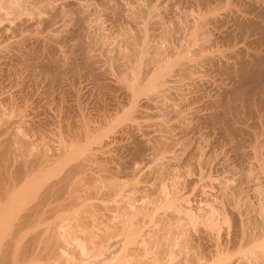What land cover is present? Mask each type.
Listing matches in <instances>:
<instances>
[{"label": "bare ground", "instance_id": "6f19581e", "mask_svg": "<svg viewBox=\"0 0 264 264\" xmlns=\"http://www.w3.org/2000/svg\"><path fill=\"white\" fill-rule=\"evenodd\" d=\"M86 1H88V0H86ZM90 1H92V0H89L86 3L82 0H81V2L77 1L75 3V7L73 5H71L74 7L71 9L70 7L65 8L64 5L67 4L66 0H0V9H3V11L5 10L6 13H8V12L9 13L10 12L15 13L16 16L14 15L11 18V20L14 19L15 17L19 16V14L22 13V11H25V9H27L28 11H31V16H33L37 22L38 19L40 20L41 17H43V16H41V14L43 12H48L49 9L51 11V8H52L53 12H51V13L58 14L60 16L61 22L63 21L62 22L63 24L61 25L62 27L65 24L67 25V23H66L67 21L73 20V22L75 21L74 24L79 25L78 29L77 28L76 29L78 30L79 33L82 31V33H81L82 36L86 30L87 31L89 30V29H87V27L88 28L91 27V26L89 27L90 22H88L89 21L88 17H87L88 21L86 20L87 15H90V13L91 14L94 13L95 14L94 17H97L96 14L98 13V16H99V14H102L103 17L104 16L108 17L110 19V21L113 23V26H115L112 28L113 29L112 32L114 31V33H115V34L113 33L114 38L112 37V39L113 40L115 39L116 45L117 44L119 45V46L113 47V48L118 47V48L114 49L117 52H116L115 56H113V57L109 56L108 60L109 59H111L112 61L114 60V62H115L114 68H116V66H117L119 69V70H117V71H119V75H117V76H118L119 80H121V87L125 89V94L121 95V96H124L126 98L124 105H128L127 106L128 108L125 111V113L123 114L121 120H131L135 116V113L139 109L137 107L139 104L138 99H139L140 94H146L148 97L145 96V99L146 100H152L153 97H149L150 94L152 93L151 96L155 95V94H157L155 96H158V92L160 93L162 90L164 91L166 88H168L166 85L167 84L169 85L170 83H172V81H173L172 77L173 76L176 77L175 75H177V76H179V77H177V78H179L178 80H180V78H182L181 80L184 79L185 82H187L190 79V82L194 83L193 81H195V80L192 81V79H193L194 75L197 76V74H195V73H198L199 77L197 76L198 78L197 77L195 78L196 81H198L197 79H199V78L201 79L200 76L203 74V73L200 74L199 72L205 71L204 74L206 73L207 75H204V76L202 75V77H203V79H205L207 81V84H209L210 83L209 80L211 79V77H209V75L212 74L211 72L216 71L218 73L217 78H219V79L213 78V79H215L214 84H216V86H215L216 88L214 87L215 91H214V88H213V90H212V88H210L214 85L212 82L210 83L211 85H209L210 87L207 84L205 85V86H208L209 90L211 89V92L214 91L213 93L210 94L211 97H207V100L205 101L206 104H202V106L205 105L204 110H206L205 111L206 113H204V111L201 110V109H203V107L202 108L198 107L199 110L202 111L201 113H203V114H200L198 112L197 108H196V110L191 111V112L188 111L187 113H186V110H187L186 109L184 112L186 114H179L177 112L181 116V117H179V115H178V117L181 118L182 121H184V120L186 121V116H188L190 114L189 116H191V118H193L192 116H194L196 118V120H199V119L202 120L203 119L202 122H204V119L207 118L208 121L205 119V122L207 121V122L214 124V125L217 124L219 126L218 127L219 133H221L222 135H225V137L228 138V141H231L230 137H232V135L234 136L235 133H238L239 131H242V133H243L244 127H241L242 125L237 126V124L229 123L228 121L230 120V118L232 119L233 117L238 118V116L239 117L241 116V118H242L243 114L240 115V112H242V110H244V108L242 110H240V106H239L240 103L245 105V107L248 109V112L250 114L251 113L253 114L254 108H256V106L252 105V104H254V100H253L252 95H255V97L257 96L259 98V100L262 99L261 97L263 96V102H264V0H257V2L259 1V3H257L258 5H256V6H255L256 2L252 4L251 0H189V2L190 1L193 3L196 2V3H198L197 5L200 6V8H199V6L197 7L199 9L196 8L198 10L196 12V15L194 14V17H191L192 21H190L189 18L186 19L187 13L184 16H183V13H180V15L182 14L181 16H183L185 19H183L179 14L178 15L174 14V15H177L178 18L180 16L181 19H180V21H178L179 20L178 19L177 23L175 21L176 26H173L172 29L169 28V26L165 25V22L164 23H161V21L157 22V20H155V19H154L155 22L151 21V20H153L154 17L157 18V16L160 15L159 12H157L158 13V15H157L156 10H155V7H156V9L160 8L159 5L158 6L156 5L158 2H160V0L158 2L156 0H154V2H153V0H134L133 1L134 3L131 1L133 4H130V5L128 4V3H131L130 1L129 2H123L122 0H120V1H122L121 3H114V1H113V3L115 4L114 5L113 3L110 4L108 0H100L101 4H99V6H98V3L96 4L93 0V2L98 7L94 3H93L94 5H93L92 2H90ZM100 1H99V3H100ZM117 1H119V0H117ZM126 1H128V0H126ZM161 1L163 3V0H161ZM252 1L254 2L256 0H252ZM25 2L26 3L28 2V4L25 5ZM100 5H101V7H100ZM191 5H192V3H191ZM67 6H69V5L67 4ZM195 6H196V4H195ZM186 8H187V6H186ZM164 9H166V7ZM185 9H184V11H185ZM190 9H193V8H190ZM167 11H165V12H167ZM170 11H171V9H170ZM189 11H191V10H189ZM173 12L175 13V11H173ZM0 13H1L0 14L1 19H2V16L6 17V15H5L6 13L2 14L1 11H0ZM86 13H87V15H86ZM190 14L193 15L192 12ZM54 16H52V17H54ZM169 16H170V14L168 15L167 18H169ZM30 17H28V18H30ZM66 17H68V19H66ZM49 18H50V16H49ZM176 18H174V19L176 20ZM8 19L10 20V18H8ZM15 19H17V18H15ZM30 19H32V21H33L32 17ZM95 19H97V18H94V20ZM174 19H172V20H174ZM182 19H183V21L185 20V22L181 21ZM55 20H56V18H55ZM64 20H65V22H64ZM90 20H92V19H90ZM186 20H188L190 23L188 24V21L186 23ZM1 21H0V23H1ZM13 21L14 20H12V22ZM150 21L154 22L157 25L156 26L157 30L158 29L160 30V31H158L157 34L159 37H161V38L163 37L162 39L164 41H165V38L167 36H169V32H171V30L175 31L176 33L179 29H180L179 31H181V32L183 31L181 37H180V35L179 36L177 35L178 41L180 40V42L177 41L176 44L175 43L172 44L171 43L172 41H171L170 43L169 42L167 43V45L169 44L168 46H166V47L162 46V42L160 43V40H159L161 38H159L157 36L158 39L155 40L156 37L154 38V36L152 35L153 33H151L152 32L151 27H149L150 25H148V23ZM25 22H29V21L26 20ZM93 22L91 24L94 25L95 22L94 23ZM170 22H173V21H170ZM125 23H128V25ZM8 26H9V24H8ZM110 27H111V24H110ZM62 29H64V27ZM83 29H85V31ZM35 30H36V28H35ZM18 32H19V30H18ZM86 34H84V35H86ZM87 35L89 36V33ZM173 35H171V36H173ZM164 36H166V37H164ZM175 36L173 37V39L174 38L176 39L177 36L176 37ZM46 37L48 39L50 38L49 41H52L53 40L52 37H54V36L52 33H50V34L46 35ZM91 37H92V35H91ZM29 38L32 39L33 37H29ZM47 38H45V39H47ZM95 38H97V37H95ZM169 38H170V36L168 37V39L166 38L167 41L169 40ZM36 39H37V37H36ZM86 39L88 40V38H86ZM91 39H92L91 40L92 42H95L93 40V38H91ZM173 39L171 38V40H173ZM175 39L173 41L177 40V39L176 40ZM87 40H85V41H87ZM117 40H118V42H120V44L117 42ZM22 41L26 43V41H28V40H26V41L22 40ZM31 41H33V40H31ZM49 41H47V42H49ZM45 42L46 41H44L43 43H45ZM99 42H101V41H99ZM113 42H111V43L114 44ZM32 43H34V41ZM84 43L81 42V40H80V44H79L78 49L83 50ZM90 43H89V45H90ZM164 43L166 45V42H164ZM164 43H163V45H164ZM45 44H43V45H45ZM48 44L49 43H47V45ZM26 45L27 44H24V46H26ZM28 45H27L26 49L28 48ZM85 45H86V43H85ZM38 46H40V44ZM77 46H76V48H77ZM34 47H36V46H34ZM44 48H47V46ZM48 48H49V46H48ZM33 49H35V48H33ZM37 50H39V49H37ZM40 50H41V47H40ZM111 50H113V49H111ZM224 50L226 52H224ZM29 51H30V49H29ZM35 52H37V51H35ZM29 53L27 55H31V53L30 54ZM38 53H37V55L41 54V53L40 54H38ZM113 54H114V52H113ZM22 55H23V52H22ZM32 56H34V55H32ZM9 59H10V57H9ZM52 60H53V58H52ZM55 60H56V58H55ZM83 60H84V58H83ZM44 65H46V64H44ZM26 66H28V65H26ZM47 68H48V66H47ZM54 68H56V67H54ZM207 72H209V73H207ZM216 72H215V74H216ZM56 73H57V71H56ZM56 73H54V74L56 75ZM54 74H53V76L55 77ZM215 74H212V76L213 75L215 76ZM50 75H52V74H50ZM219 75H221V77H219ZM206 76H207V78H204ZM222 76L225 79H223ZM221 78L223 80L228 81V82L222 81ZM119 80L117 79L116 82H118ZM196 81H195V83H196ZM201 81H204V80L201 79ZM206 81L200 82V84L203 83L201 85L198 83L199 87L202 86L201 90H203V88H204L203 86L206 83ZM211 81H213V80H211ZM174 82H175V80L173 81V83ZM187 83H185V84H187ZM195 83H194V85H195ZM119 84H120V81H119ZM189 84H191V83H189ZM108 85H110V84H108ZM186 86H188V85H186ZM195 87H197V84ZM199 90H200V88L199 89L196 88L197 92ZM201 90L199 91L198 94H201L200 96L202 97L204 94H203V92L201 93ZM204 93H205V91H204ZM197 98L201 99L199 96ZM258 98H256V99H258ZM202 99H203V97H202ZM259 102H258V104H259ZM118 104H119V102H118ZM206 105H207V107L209 106L207 108L208 111L206 109ZM251 106H252L253 111L251 110ZM253 106H254V108H253ZM190 107H191V104H190ZM242 107H244V106H242ZM263 107H264V103H263ZM121 108H122V105H121L120 109ZM176 109H175V113H176ZM179 109H181V108H179ZM191 109H192V107H191ZM257 111H255V112L257 113ZM243 112H245V111H243ZM263 112H264V110H263ZM246 114H247V112H246ZM260 114L258 116H260ZM255 115H257V114H255ZM263 115H264V113H263ZM21 118H22V116H21ZM191 118L189 117V119H187V120L190 121ZM241 118H239L238 120H240ZM258 119L260 120V118H258ZM21 121H23V120L20 119L19 122H21ZM243 121L246 122V120H244V119H243ZM17 122H18V120H17ZM202 122H200V123H202ZM259 122L262 123L261 120ZM123 123H125V121ZM182 123L180 125H182ZM186 123H184V124H186ZM197 123L199 124V122L196 121V123L193 122L192 124L186 125L185 127H184V125L180 126V128L183 127V130L181 129L183 133H181V134H188L189 135V133H190V135H191L192 133L195 132L194 134L198 135L196 131L198 130V127H200V125H198ZM235 123H238V122H235ZM241 123H242V121H241ZM263 123H264V121H263ZM202 124L205 127L204 123H202ZM251 124H252V122H251ZM124 125L122 124V126L124 128H128V129L129 128L132 129V127H133L129 122L128 123L126 122V124H124ZM244 125H246V124H244ZM207 126H208V128H210L209 125H207ZM259 126H261V125H259ZM6 127L8 128V126H6ZM85 127L88 128L89 126L84 125L83 128H80L78 130H77V128H75V130H72L73 129L72 128L71 129L72 134L70 133V131L68 132L70 134V136H68V139L60 143V145H59L60 147L57 148L58 153L55 152V156L53 154L52 156H50V158L47 154L46 155L48 156V158H46V156L44 157L43 152L41 151L40 153H42V154L40 155V153L38 152L37 155L33 159H31V158L29 160L24 159L25 157L23 156L24 157L23 158L22 154H23L26 142H25V140H23V139L21 140L20 138H19V141H18L19 144L17 145V147H11L10 145H6V146L0 148V264H42L44 259H45V261L47 260L46 262H48V264H123L124 263L123 262L124 257H126L127 254L130 255L131 251L129 252V250L131 248H134V246L140 244L141 242L142 243L144 242V244L147 242L148 243L150 242L153 244V245L151 244L153 246L152 247L151 245H149L147 243L149 245V248H147V249L144 248L145 247L144 245H143L144 247L142 245H140L144 249H146L145 250L146 252L150 249V247H151V249H153L156 244L161 245L160 247L158 245L156 246L157 248L155 247V249H157V250H158V248L160 249L158 251L157 250L151 251V249H150V251H149L150 252V258L147 257L149 260L151 259L150 260L151 262H149V260H147L150 264H161L159 258H161L163 255H165L168 258H169V256H171V254L173 256V253H176L172 248L173 245H175V246L178 245L179 252L183 253V257L181 259L184 260V264H264V148H263V157L261 156V158H263V162H262V164H263V170H262L263 171V195H262L263 198L261 197V194L259 195L263 200V202H262L263 204L261 203L263 205V209L261 206H258V209H257L258 211L256 214H255V212H256L255 207H254L255 210L253 212L254 214L250 213L249 212L250 210H248V212L250 213V215H249L250 218L254 215L253 216L254 219H252L253 218L252 217L251 221L256 220V218H258L257 214L259 216H261L263 214L261 217H259L260 219L258 218L256 221L251 222L250 218L247 217L248 216L247 215L248 212H247L246 217L249 218V221L245 220L246 217L243 218V216L245 214L240 215V213H239V211L241 210L240 206L238 207L239 210H238V208L236 209L237 204H234L235 205L234 207H235L236 211L237 210L238 211L236 212L235 209L230 211L231 208L229 207L230 208L229 209L227 206L229 205L232 207L233 203L238 201V200L236 201V199H238L239 198L238 196L241 194H239V192H236L237 190H235V192L238 193V196H237V194L233 191L234 190L233 189L232 190L233 195L236 194L237 197L231 196L232 199H228L229 196L232 194L231 193L232 191L229 189H232L231 187H233V186H231V185L228 186L227 181H225L227 183V184L225 183V185L221 186V184H218L219 186H221L220 188L218 185H216V186H218V189H220L218 191L215 188L217 190V193H219L218 194L219 197L217 196L216 192L213 193V195H216L217 197L212 195L214 199L220 198L221 201H219L220 199L218 200L220 203L216 201L217 199L213 200L212 197L210 199L209 196L205 199V196H204L203 198L205 200H207L206 203L209 201L210 202L207 205H206V203L205 204L204 203H202V204L198 203L197 207L195 208L196 212H193V211L189 212L193 208H190L191 206L188 205V203H186L185 201H184V203L182 202L184 200V199L182 200L183 196L180 197L181 195L178 194L179 193L178 191L175 194H174V192H172L173 193V195L171 194L172 197H169L170 193H168V190L166 191V190H164L163 187L158 186L159 192H156V193L158 194V196L160 195L159 200L158 199L156 200V198L158 197L157 196L155 198V201L151 202V205H150L151 207H149V204L148 205L147 204L142 205L143 203L141 204L142 205L141 207L140 206L136 207V205H134L136 208L134 210H133V208H134L133 204L130 207V204L127 202V204H129V206L128 205L127 206L130 207V209L131 208L132 209L131 210L130 209L124 210V211H127V212H125L126 214L124 213L126 216L122 217L121 219L118 217L119 221L117 220V223L113 222L110 224L112 227H114L113 228L114 230H111L112 227L109 225L111 227V229H110L108 224L106 223L107 227H108L107 229H110V230H105V229L101 230L102 229L101 228L100 231L98 230V233L101 231H103V232H101L102 234L99 233L100 234L99 235L98 233L97 234L95 233V232H97V230L95 232H94V230H93V232H90L91 231V229H90V231H89L90 234L85 233L86 235H84L83 234L84 230L82 231V229L80 230V228L77 227V228H79L78 233H79V231H82L80 233V235L81 234L84 235V238H83V239H85L84 241L87 242V239L89 241L88 246H86V244H85L86 248H83V249H85V250L88 249L89 251L86 250V252H89L90 255L87 257L84 254L85 252L84 253L82 252V255L84 254L85 257H81L82 258L81 259L80 256H78V255H77V257H76V255H75V257H74V255L69 256V253H70L69 252L68 256H65L64 252L62 253L59 250L61 248V246L62 247L64 246L61 244H63L65 242V240L72 241V239L75 238V237L72 238L73 233L68 232L67 226L70 225L72 227V224H73V226H75V225L80 226L82 224V226H84V229H86V227H88V225L92 224V223H90V224L83 225L84 222L81 223V221L82 220L85 221V219H86V221H88L87 219H88V217H90V216H88L85 219H83L84 218L83 216H86L83 214L87 213L88 207H87V204H85L86 200L84 201V204H83V202H80V201H78V199L73 197V195H74V194L72 195L73 191L70 189L72 187L71 182H72V184H74V181L77 178H79L77 176L80 175L79 171L81 168L84 167L83 164H87V163L93 161V159H95L98 156V154L101 153L100 151L102 149H105V147L108 146V144L110 143L107 140L109 137L108 131L111 128V126H110V128L107 127L108 129L105 128L103 131L101 130L102 132L97 131L96 134L94 133V131H96V130L93 131L91 129L93 132H89L90 131L89 130L90 127H89L87 129V130H89L88 132L94 133V135L88 134ZM262 127H264V124ZM113 129L114 128L112 127L110 130H113ZM246 129L247 128L244 129V132ZM253 129L256 130V128H253ZM207 130L205 128V131H207ZM248 130H250V129H248ZM123 131L125 133V129L120 130L121 133H123ZM263 131H264V129H263ZM177 133L175 135H177ZM179 133H180V131H179ZM221 134H218V135H221ZM230 134H231V136H230ZM239 134L240 133H238L237 135H239ZM172 135H174V133ZM188 135H185L184 138H186V136H188ZM235 136H236V134H235ZM260 136H262V135L260 134ZM119 137H121V135ZM155 137H153V138H155ZM116 138H117V135H116ZM174 138H177V137L174 136ZM191 138H193V137H191ZM236 138H238V137L236 136ZM236 138H234V139H236ZM17 139H15V140H17ZM155 139H157V137ZM159 139H157V141L152 139L155 141L156 145L155 146L152 145L153 147H150V148L151 149L153 148L154 150L156 149L155 152H157V150H159V151L161 149L163 150V148L160 149V147H164V150H166V148L168 149L169 147H165V146H171L170 144H172L171 142H173V140L170 139V137L168 139L167 138L165 139L166 143L162 140H159ZM177 139H179V138H177ZM183 139H181V140L185 141L184 145L187 144L186 140L185 139L183 140ZM196 139H197V137H196ZM163 140H164V138H163ZM166 140H168V141H166ZM169 140H172V141L169 142ZM181 140H179L180 143H182ZM197 140H199V138ZM233 140H232V142H233ZM82 141H83V143H82ZM146 141L148 142V140H146ZM146 141H145V143H147ZM154 141H152V143ZM192 141L193 140H191L189 142H192ZM195 141H193V142H195ZM134 143H136V142H134ZM177 143L179 144V142H177ZM188 144H190V143H188ZM202 144H203V142H202ZM204 144H206V143H204ZM232 144H234V145H230V146L228 145L227 146L228 148L225 150H232V151L237 150L238 151V149L241 147V145L239 143L235 144L233 142ZM256 144H258V143H256ZM134 145H133V147H134ZM187 145H185V146H187ZM138 146H137V148L135 147L136 149L134 151V153L137 156L141 155L142 154L141 151H143V149H144L142 147L143 145H141L139 147ZM149 146H151V145H149ZM149 146L145 147L144 150L148 149ZM172 146H174V145L172 144ZM190 146H192V145H190ZM130 147H131V145H130ZM178 147H180V146H178ZM187 147H185V149ZM192 147L195 149L194 145ZM242 147H244V145ZM256 147H258V145ZM263 147H264V132H263ZM193 148L188 147V149H192V150H193ZM198 148H199V146H198ZM198 148L195 150H197L198 154H200L201 151L199 152L200 148L199 149ZM106 149H108V148H106ZM254 149H256V148L254 147ZM36 150H38V149H36ZM108 150H103L102 154H104ZM133 150H134V148H133ZM97 152H98V154H97ZM257 152H254L252 154L254 155L256 153V157L257 156L260 157V155H258V154H261V153H257ZM128 153H129V151H128ZM183 153H184V150H183ZM181 154H179V156ZM187 154H189V153H187ZM190 154H192L191 151H190ZM34 155H35V153H34ZM132 155H133V152H132ZM184 155L186 156L185 153H184ZM242 155L243 154H241L240 156H242ZM80 156H81V158L83 157L84 162L80 161V159L78 161V157L80 158ZM164 156H165L164 160H170V159L174 158L171 155L165 154ZM176 156H175V158H177ZM188 156L189 155H187V157ZM193 156H195V155H193ZM193 156H191V157L193 158ZM199 157H200V155L196 156L195 160ZM254 157H255V155H254ZM76 159H77V162H75ZM107 159H109V158H107ZM120 159H122V158H120ZM234 159H235V157H234ZM56 161L60 162L59 165L61 164V162L64 163V165H63V163L61 164L64 166V167H61V169H60V167L58 168L59 165L54 164L55 166H57L56 167L57 172L59 170H64L61 173L59 171V174H62V173L63 174H62V176L57 177L54 180L52 179V181L48 179L49 180V182H48L47 178H49L51 176V173L49 176V172L48 173L46 172L47 174H44L43 173L44 171H42V170L44 168L47 169L48 168L47 166H49V164L51 165L52 163H54ZM197 161L198 162L194 161L195 163L194 162L193 163L194 164L197 163L196 165L198 166L199 160H197ZM257 161H259V160H257ZM117 162H119V161H117ZM108 163H109V161H108ZM190 163H191V161H190ZM65 164L67 167H65ZM119 165H120V163H119ZM187 165H188V163H187ZM102 167H101V169H99V171L101 174H103L104 172H105V174L100 175L98 173L99 176L95 175L97 173H95V174L92 173V175L89 174L90 175V176L88 175L89 176L88 177L89 182H87L88 181L87 178H85V179L82 178L83 175L81 174L82 175L81 178L84 180L83 181L84 184L85 183L91 184V185H87V188H88V186H90V189H91L96 184L100 185L102 182L101 183H98V182H100L101 180L104 181V180L108 179L107 178L108 176L110 177L112 175H115L114 173H116L115 171H117L116 170L117 167L116 168H113L112 166H110V167L102 166ZM157 168L160 170H157ZM157 168L154 169V171L156 170L155 174H157L156 176H158L160 179L162 177V173H163L164 169L161 165H157ZM85 169L87 170V168H85ZM85 169H84V171H85ZM161 169H163V170H161ZM138 170H139V168L137 169V171ZM183 170L184 171H182V173L185 172L187 169L184 168ZM56 171H54V172L57 173ZM81 173H83V171ZM188 173H189V170L186 171V173H184V176H189ZM152 174H154V173H152ZM186 174H188V175H186ZM52 175H53V173H52ZM93 175H95V176H93ZM172 175L173 176L175 175L174 172H172ZM46 176H47V178H46ZM115 176L118 177L117 175H115ZM129 176L131 177L132 175H129ZM75 177H77V178H75ZM198 177H200V175L197 176V178H196L197 180L200 179ZM111 178H109V179H111ZM112 179L115 180V177ZM196 179H194V180H196ZM187 180L189 181L190 178ZM79 181H81L80 178L77 182H79ZM77 182H75V184ZM111 182H110V185H111ZM45 183H46V185H45ZM218 183H220V182H218ZM221 183H222V181H221ZM84 184H82V185H84ZM175 184L176 183L174 182L173 183L174 188H175ZM222 184H224V183H222ZM99 185H96V186H99ZM122 186H123V184L121 185V183L119 184V183H113L112 182L111 187H113L112 188L113 190L112 189L111 190L114 192V189L117 190L119 187H122ZM76 188H78V187H76ZM95 188H98V187H95ZM233 188H236V187H233ZM83 189L85 190V187ZM174 190H176V188ZM213 190H214V188H213ZM226 190L227 191L229 190L230 193L227 192ZM86 191L87 190H85V192ZM75 192H76V190H75ZM81 192H82V190H81ZM170 192H171V190H170ZM80 194H82V193H80ZM80 194H78V196ZM61 195L67 196V197L63 196L62 198H64V197L65 198H68V197L71 198V199L68 198L66 201L64 198V201H60L63 203L65 202L63 205L64 209L66 211H68L67 209H69V211H72L71 214L69 213V211L66 213L65 210L63 209L64 211H62V215H61L60 212L63 208L62 207L63 203L60 204L58 201V199H59V197H61ZM87 195H88V193H87ZM201 198H202V196H201ZM203 198H202V200L204 201ZM208 198L210 199L209 201H208ZM257 199H259V198H257ZM56 200H57V203H56ZM82 200H83V197H82ZM211 200H212V202L216 201L217 203L213 202V204H214L213 205ZM222 200L225 202H223ZM239 200H240V198H239ZM54 201L56 203V205H54V206L58 207L57 204H59L62 208H60V206L58 208H54L53 206L51 207V205L55 204ZM226 201L229 202L230 204L231 203L232 204L231 205L229 203L227 204ZM230 201H234V202H230ZM255 202H256V200H255ZM203 204H204V206H203ZM222 204L223 205L226 204L227 206L226 205L223 206ZM84 205L87 207V209L85 208ZM246 205H244V206H246ZM252 205L249 204L248 206H252ZM48 206H50L49 210H48ZM52 208L54 209V211L52 210ZM59 208H60V211H59ZM81 208H83V209L85 208L86 211H85V209H84V212H83V210L81 211L80 210ZM121 208H125V207L123 206ZM149 208H151V209L153 208L154 212H155V210L160 211L159 216L157 217L158 220H156V222L159 221L158 223H161V225H162V227L159 226V224L156 225L157 227L154 226L153 229L158 228V226L161 228L155 229L151 232H150V228H148L149 230L145 231L143 229L144 228L143 226L141 227V225H138L141 220H139L140 218L139 219L137 218V216L141 217V214L139 212L142 211V213H144V212L146 213V211L149 210ZM249 209H252V208L249 207ZM261 209H262L263 213L259 212V210L261 211ZM55 210L57 211V213ZM89 210H90V208L88 209V215H89V213H91V212H89ZM144 210H146V211H144ZM46 211H49L51 213L50 216H49V212H47L48 215L45 214ZM51 211L54 212L55 216H53V213ZM79 211H81V213ZM242 211H240V212H242ZM58 212H59V214H58ZM259 213H261V214H259ZM69 214H70V216H69ZM226 214H229L230 216H227ZM255 215H256V217H255ZM51 216L54 219L57 216V219L62 220V221H63L62 216H64L65 221L68 222L67 220H69V222H68V224L66 223L65 224L66 226H65L64 225L65 221L64 222L58 221L59 223L60 222L62 223V225H61V223L59 224L58 222H56L57 219H55L53 221V223H56V224H53L51 222L53 224L52 225L53 227H52L51 223L48 221V218ZM59 216H60V218H59ZM66 216L69 219H66ZM120 217H121V214H120ZM228 217L232 220L229 221ZM45 219H47V220L44 221ZM243 219L245 220V222ZM178 220H183L184 222L179 221L180 222L179 223V222H177ZM226 220L230 223L226 222ZM91 221H92V218H91ZM137 221H138V224H136ZM45 222L46 223L49 222V224L48 223L46 224ZM196 222L198 223L197 227H196V225L195 226L192 225V227L190 226L191 224H194ZM222 222H223V225L221 224ZM224 222H225V224H224ZM86 223H89V222H86ZM226 223H228L229 225ZM231 223H234V224H231ZM246 223H248V224L246 225ZM106 224H104V225H106ZM112 224H114L115 226H113ZM230 224L231 225H237V227L234 226L233 232L230 231V233H229L228 231H226V230H228V227H226L224 225H228L230 228ZM43 225H47V226L43 227ZM49 225H50V227H49ZM136 225L140 226V227H137ZM186 225L190 226V230L188 229L189 227L187 228ZM198 225H200L201 227ZM82 226H81V228H83ZM94 226H95V224H94ZM238 226H240V227H238ZM193 227H194V229H195V227H196V229H198L197 232H199L200 235H203L206 238L207 237L210 238V239L208 238V240H210V242L208 240H206L207 243L209 242L208 244H210L209 245L210 247L206 246L208 244H205V245L203 244V246H201L202 248L204 246H206V247H204L203 250H205L207 248V251H206L207 253H205L201 248H200L201 252H199L200 251L199 248L196 249L197 251L194 250L195 252L193 251V249H191L192 247H194L193 245L195 242H193V241H195V240L198 241L197 236H196L197 238L195 237L196 239L194 238V236L197 235L198 233L196 234L195 231H194V234L191 233L192 238H190L191 235L188 234V233H190L189 231H191L193 229ZM224 227H226V228H224ZM231 228H232V226H231ZM222 229L223 230L225 229V230L223 231ZM88 230L89 229L87 228V231ZM173 230H175L176 232H174ZM219 230L223 231V232L220 233ZM229 230H231V229H229ZM159 231H161V232H159ZM225 231H226L225 234H227V232H228L229 236L231 235L230 238H229V236H226L227 238L224 236ZM85 232H86V230H85ZM89 232H87V233H89ZM146 232H147V235H149V237H147L145 235ZM156 232L157 233L159 232L160 234L158 233V235H157ZM149 233L152 234L151 237H150ZM174 233L175 234L177 233L178 235L176 236ZM74 234H75V236L77 235L76 233H74ZM155 234H156V236H155ZM221 234H223V236ZM80 235L78 237H80V239H82ZM173 235H175L176 237ZM153 236H154V238H152ZM113 237L114 238L118 237V238L116 240H113V241L111 240V243H110V238L112 239ZM204 237L203 238H201V236L199 237L200 238L199 241L196 242L198 246H199L200 240L202 242V239L203 240L206 239ZM151 238H152V240H151ZM193 238H194V240H192ZM191 242L193 244H191ZM201 242H200V244H202L204 241L202 243ZM154 243H155V245H154ZM162 243L165 244L164 245L165 248L163 247ZM83 245H80V247H82ZM111 245H114V246L118 245L119 248H117L115 251L111 250L110 253L108 252L109 254L107 253L106 255H104L105 254L104 252L106 251L105 248H108V247L110 248ZM197 245L194 248H197L198 247ZM166 246H167V248H166ZM168 247H170V248H168ZM78 253L80 254V251ZM74 254H75V252H74ZM102 254L104 255V256H102L103 258H99V256ZM175 256H176V254H175ZM90 257L91 258L93 257V260H91ZM163 257L161 259L162 261L164 259ZM83 258H85L86 260H84ZM147 261H145V262H147ZM137 263H139V262H137ZM145 264H147V263H145ZM162 264H165V263L162 262Z\"/></svg>", "mask_w": 264, "mask_h": 264}, {"label": "rangeland", "instance_id": "374dc122", "mask_svg": "<svg viewBox=\"0 0 264 264\" xmlns=\"http://www.w3.org/2000/svg\"><path fill=\"white\" fill-rule=\"evenodd\" d=\"M77 1L81 2V0H75V1L74 0H66L67 4L69 6H67V4L64 5V6H65V8H69L70 7L72 9V8L75 7V3ZM82 1H84L86 3L89 0L88 1L82 0ZM99 1L100 0H94V2L96 4L98 3V6H99V4H101V1H100V3H99ZM108 1L111 4V3H113V1H114V3H121L122 1L123 2H129V1L133 2L134 0H128V1H126V0H122V1H120V0L119 1H117V0H112V1L108 0ZM156 1L158 2L159 0H156ZM187 1L186 0H181V1L180 0H163V3H162V1L160 0V2L162 4L160 2H158V3L156 2L157 3L156 5L157 6L159 5L160 8L156 9V7H155V10H156V13L159 12L160 15L157 16L158 15V13H157L156 16H157L158 19L156 17H154L153 20H151V21L155 22V20H157V22H159V21H161V23L165 22V25L169 26V28H171V29L173 28V26H176V23L178 21H180L181 17L183 19H185L183 16L186 13H187L186 19L189 18V20L192 21L191 17H194V14L196 15V12L198 11L197 9H199L200 6L197 5L198 3H196V2L193 3L191 1L189 2V0H187ZM28 2L27 3L25 2V5H27ZM90 2H92V4L94 3L93 0L90 1ZM132 2L128 3V4L129 5L133 4L134 2L133 3ZM153 2H154V0H153ZM251 2H252V4L256 2L255 6L258 5L257 3H259V1L257 2V0L254 1V2L251 0ZM191 3H192V5H191ZM195 4H196V6H195ZM71 5H73L74 7L71 6ZM186 6H187L188 9L186 8ZM188 6L190 8H193V9H190ZM198 6H199V8H197ZM100 7H101V5H100ZM165 7H166V9H164ZM170 9H171L172 12L170 11ZM184 9H185V11H184ZM52 10L53 9L51 8V11L49 9L48 12H43L41 14V16H43L40 19L41 21L38 19L39 22L38 21L36 22L34 17L31 16V11H28L27 9H25V11H22V13H20L19 16L15 17L17 19H15V18L12 19V20H14L12 22L11 18L15 15V13H13V12L9 13L8 12L9 13L8 14V13H6L5 10L3 11V9H0L2 14L6 13L5 15L7 17L6 18L5 16H2V19L0 18L2 20V21L0 20L1 23H2V24L0 23V148L4 147L6 145H10L11 147H17V145L19 144L18 141H19V138H20L21 140L23 139L26 142L24 151L22 150L23 151L22 157L24 156L25 157V158L23 157L24 159H27V160H29L30 158L33 159L37 155V153L38 152L40 153L41 151L43 152V156L44 157L46 156V158H48V156H49V158H50V156H52L53 154L55 156V152L58 153V149L57 148L60 147L59 146L60 143L68 139V136H70V134L68 132L70 131V133L72 134V132H71L72 128H73L72 130H75V128H77V130H78L80 128H83L84 125L89 126L90 128L89 127L88 128H89L90 131L87 130L88 128H86V127H85V129L87 130V133L91 134V135L92 134L94 135V133L96 134L97 131H101V130L103 131L107 127L110 128V126H111V128L112 127L114 128L113 130H110L111 129L110 128L109 131H108V136L109 137H108L107 141L110 142L108 144V146H106L105 149H102L100 151L101 153L98 154V152H97L98 156L97 155H96L97 157L95 156L96 158L93 159L94 162L91 161V162H89L87 164H83L84 167L81 168L82 170L80 169V171H79L80 175L78 174L79 176H77V177L80 178L81 181L77 182L79 180V178L75 177L77 179L74 181V184H72V182H71V186L72 187L70 186L71 187L70 189L73 191V193H72V195L74 194L73 197L78 199V201L83 202V204H84V201L86 200L85 204H87L88 209L90 208L89 212H91L88 215V209L84 205L85 208L87 209V213L86 214L82 213L83 215H86V216L82 215L84 217L83 219H85L88 216H90V217H88V219H87L88 221H86V219H85V221L89 222V223H86L84 220H82L81 223L84 222L83 225L90 224V223H92V224L88 225V227H86V229H84V226H82V224L80 226H76V225L73 226V224H72V227L70 225L67 226L68 228L66 227L69 233H71V232L73 233L72 238L73 237H75V238H73L72 241L65 240V242L63 241L64 243L62 242L63 244H61V245H64V246L63 247L61 246V248L59 250L62 253L64 252L65 256H68V253L72 252L73 254L69 253V256L74 255V257H75V255H76V257H77V255H78L81 258V257H85V255H86L88 257L90 254H89V252H86V250L87 251H89V250L88 249L85 250L83 248H86V246H88V244H89L88 242L89 241H88V239H87V242L84 241L85 240V239H83L84 235L90 234V232H93V230H94V232L97 230V232H95L97 234L98 230L100 231L101 228H102L101 230H104V229L105 230H110L111 227H112L110 224L113 223V222L117 223V220L119 218L121 219L122 217L126 216L125 212H127V211H124V210L130 209L132 204H133V207H134L133 210L136 209L134 205H136V207H139V206L141 207L142 205H145V204L148 205L149 204V207H151L150 206L151 202L155 201V198L158 196V194L156 193V192H159L158 191V186L163 187L164 190H166V191L168 190V193H170L169 197H172V195H173L172 192H174V194H175L178 191L179 192L178 194L181 195L180 197L183 196L182 200L183 199L184 200L182 202L184 203V201H185L186 203H188V205L191 206V207L189 206L190 208H193L189 212H192V211L196 212L195 208L197 207L198 203L199 204H202V203L205 204L206 201H207L205 199L208 196H209L210 199H211V197H212L213 200L217 199L216 200L217 202L221 201L220 198H219L220 200L218 198L214 199L213 196H216V195H213V193L216 192V194L218 196L219 193H217V190L218 191L220 190V189H218V186H219L218 184H221V186H222V185H225V183H226L225 181H227L228 186L231 185L233 187H236V188L231 187L232 189H229V190L232 191L234 189L233 190L234 192H235V190H237L236 192H239V194L242 195V196L241 195L238 196V193L235 192L237 194V196L240 198V200H239V198L238 199L235 198L236 201L238 200L237 201L238 203L234 202V201H230V202H234L232 207L229 206V205L227 206L226 204H224L228 208L229 207L231 208V209L229 208L230 211L235 209V207H234L235 205L234 204H237L236 209L240 206V208H241L240 211L243 210L242 211L243 213L239 211L240 215L245 214L243 216V218H245L247 215H248L247 217L250 218L249 215H250V213L254 214L253 212H254L255 208H256L255 214L258 211L257 210L258 206H261L262 209H263V205H262L263 204L262 203L263 202V200H262V198H263V196H262L263 195V171H262L263 170V164H262L263 158H261V156L263 157V148H264L263 147V132H264L263 129H264V127H262L263 124H264L263 123V121H264L263 120L264 119L263 118L264 117V115H263V113H264L263 112V110H264L263 109L264 108L263 107V103H264L263 102V96L261 97L262 99L259 100V98L257 96L255 97V95H252L253 96V100H254V104H252V105L256 106V108H254V106H253L254 111H253L252 106H251V110L253 111V114L252 113L250 114L248 112V109L245 107V105L240 103L242 106H244V107H242L239 104L240 110H242L244 108V110H242V112H240V115L243 114L242 118H241V116L240 117L238 116V118L235 117L236 119L233 117L232 119L230 118L231 121L229 120L228 122L229 123H233V124H237V126H241L242 125L241 127H244V129L245 128H247V129L245 130V132H244V129H243V133H242V131H239L238 132V133H240L239 135H237L238 133H235L238 138H236L235 134H234V136L232 135V137H230L231 141H228V138L225 137V135H222L221 133H219V131H218V127L219 126L217 124L214 125V124H211V123L207 122L208 121L207 118H205L207 120L206 122H205V119H204V122H202L203 119L202 120L201 119L196 120V118L194 116H192L194 118L193 119V118H191V116H189L190 115L189 113H188L189 114L188 116L191 118L190 121L187 120V119H189L188 116H186V121L184 120L185 122L182 121L181 118H179V117H181L179 114H186L188 111L191 112V111L196 110V108L198 109V112L200 114H203V113H201L202 112L201 110H203L204 113H206L205 112L206 110H204L205 109V107H204L205 105L202 106V104H206L205 101L207 100V97H211L210 94L215 91L216 84H214L215 79H213V78H217V74L218 73L216 71H215L216 74H215V72H211L212 74H215V76L213 75L214 77L212 76V74L211 75L208 74L209 77H211V79L209 80L210 83L212 82L214 84L212 87H210L209 85H211V84L209 82H208L209 84H207V81L205 79H203V77H202V75L203 76L207 75L206 73L204 74L205 71L199 72L200 74L203 73L200 76L201 79L206 81V83L203 86L204 87L203 90H201L202 86L199 87L198 83L200 84V82H204V81H201V79L199 78V79H197L198 81L200 80L198 82L195 79L198 76V73H195V74H197V76L194 75V77L192 79V81L193 80L196 81V83H195V81H193L195 83V85H194V83L190 82V79L188 81L186 80L188 82L187 83V82H185L184 79H183L184 81L181 80L182 78H180V80H178L179 78H177V77H179V76H177V75H175L176 77L173 76L172 78H173V81L175 80V82L173 83V81H172V83H170L169 85L167 84L166 86L168 88H166L164 91L162 90L160 93L158 92V96H155V95H157L155 93H154L155 95L151 96V94H152L151 93L149 97H153L152 100H146L145 96L146 97H148V96L146 94H140L139 95V99H138L139 100V102H138L139 104H138V107H137L139 109L135 113V116L131 120H121L123 114L125 113V111L128 108L127 107L128 105H124V102L126 101L125 100L126 98L124 96H121V95L125 94V89L121 87V80H119V78L117 76V75H119V71H117L119 69H118L117 66H116L117 69L114 68L115 67L114 60L113 61L111 59L108 60L109 56L113 57V56H115V54L117 52L114 49H116L118 47H116V48H113V47L114 46H119L118 44L116 45V40L114 39L115 40L114 41L112 39V37L114 38V35H113L114 31L112 32V30H113L112 28L115 27V26H113V23L110 21V19L108 17H106V16L103 17L102 14H99V16L101 17L100 18L98 16V13L96 14L97 17H94L95 14L93 12H92L93 14L90 13V15H87V13H86V15H87L86 16V20H87V17H88L89 21L88 20L87 21L90 22L89 23L90 24L89 27L90 26L91 27L90 28L87 27V29H89V30L88 31L86 30L89 33V36L87 35L88 33L85 31L86 28L83 29V30L87 34L83 31L84 33H83V36H82V34H81L82 31L79 33L78 30H77L79 25L74 24L75 21L73 22V20L72 21H67L66 23H67V25L68 24L69 25L67 26L65 24L63 26L64 29H62L63 27L61 25L63 24L62 23L63 21L61 22L60 16L58 14L51 13V12H53ZM189 10H191V11H189ZM165 11H167V12H165ZM173 11H175V13ZM191 12H192L193 15L190 14ZM180 13H183V16H181L182 14L180 15ZM169 14H170V16H169V18H167ZM174 14H177V15L179 14L181 17L179 16V18H178L177 15H174ZM30 16L33 18L34 22L32 21V19H30L31 18ZM49 16H50V18H49ZM52 16H54V17H52ZM28 17H30V18H28ZM8 18H10V20ZM55 18H56V20H55ZM94 18H97L98 20L97 19L94 20ZM174 18H176V20ZM66 19H68V17H66ZM90 19H92L95 23L92 20H90ZM172 19H174V20H172ZM183 19L181 21H183ZM26 20L29 21L30 23L29 22H25ZM91 21L94 23V25L91 24L92 23ZM151 21L148 23V25H150L149 27H151V31H152L151 33H153L152 35L154 36V38L156 37L155 40H157L158 37H159L157 33L160 30L159 29L157 30V28H156L157 25L154 22H151ZM170 21H173V22H170ZM175 21H176V23H175ZM187 21L188 20H186V23H187ZM64 22H65V20H64ZM183 22H185V20ZM189 23L190 22L188 21V24ZM8 24H9V26H8ZM110 24H111V27H110ZM125 24L128 25V23H125ZM35 28H36V30H35ZM18 30H19V32H18ZM172 31L173 30H171V32H169L170 38H169L168 41H167V39H168L169 36H167V37L164 36V37L167 38V39L165 38V41L162 39L163 37L162 38L159 37V38H161L159 40H160V43L162 42V46H165V47L168 46L169 44L167 45V43L168 42L170 43L171 41H172L171 42L172 44H174V43L176 44L177 41H178V36L180 35V37H181V35L183 33V31L182 32L179 31L181 34L177 31V33H178L177 34L175 31H173V32ZM47 33L48 34H50V33L53 34L54 37H52V39H53L52 41H49L50 38L48 39L46 37V35H48ZM84 34H86V35H84ZM90 34L92 35V37H91ZM171 35H173V36H171ZM175 35L176 36L178 35V36L176 37ZM174 36L177 39L176 40L174 38L176 41H173L174 40L173 39ZM29 37H33V38L30 39ZM36 37H37V39H36ZM95 37H97V38H95ZM45 38H47L48 40L45 39ZM86 38H88V40ZM91 38H93V40L96 43L92 42ZM171 38L173 40H171ZM22 40H25V41L28 40V41H26V43H25ZM31 40H33L34 43H32L33 41H31ZM80 40H81V42H83V43L85 42L86 43V45L84 43L85 46L83 45V47H84L83 50L78 49L79 48V44H80ZM85 40H87V41H85ZM44 41H46L45 42L46 44L43 43ZM47 41H49V42H47ZM99 41H101V42H99ZM111 42H113L115 45L112 44ZM117 42H118V40H117ZM164 42H166V45H165ZM178 42H180V40ZM23 43L27 44V45L29 44L31 47L28 45V48L26 49L27 45L24 46ZM38 43L40 44V46H38L39 45ZM47 43H49V44L47 45ZM89 43H90V45H89ZM118 43L120 44V42H118ZM163 43H164V45H163ZM43 44H45V45H43ZM34 46H36V47H34ZM43 46L44 47L47 46V48H44ZM48 46H49V48H48ZM76 46H77V48H76ZM40 47H41V50H40ZM33 48H35V49H33ZM29 49H30V51H29ZM37 49H39V50H37ZM111 49H113V50H111ZM35 51H37V52H35ZM22 52H23V55H22ZM29 52L31 53V55H27ZM113 52H114V54H113ZM224 52H226V51L224 50ZM37 53L38 54L41 53V54L37 55ZM32 55H34V56H32ZM9 57H10V59H9ZM52 58H53V60H52ZM55 58H56V60H55ZM83 58H84L85 61L83 60ZM44 64H46V65H44ZM26 65H28V66H26ZM47 66H48V68H47ZM53 66L56 67L57 69L54 68ZM56 71H57V73H56ZM53 72L56 73V75L57 74L58 75L56 76ZM207 73H209V72H207ZM50 74H52V75H50ZM53 74L55 75V77L53 76ZM219 77H221V75H219ZM204 78H207V76L204 77ZM222 78L225 79L223 76H222ZM117 79L120 81V84H119V81L116 82ZM217 79H219V78H217ZM223 79H222V81L225 82L226 80H223ZM211 80H213V81H211ZM226 82H228V81H226ZM185 83H187V84H185ZM189 83H191V84H189ZM108 84H110V85H108ZM196 84H197V87H195ZM201 84H203V83H201ZM206 84L210 88H212V90L215 87L214 91L211 92V89L209 90L208 86H205ZM186 85H188V86H186ZM196 88H198V89L200 88L201 93L203 92V94H204V95L202 94L203 95L202 96L203 99L200 96L201 94H198L200 90L197 92ZM204 91H205V93H204ZM198 96L201 99H198L197 98ZM256 98H258V99H256ZM118 102H119V104H118ZM258 102H259V104H258ZM190 104H191V107H192L193 110L191 109ZM121 105H122V108L120 109ZM198 107H201V108L203 107V109L199 110ZM208 107L206 105V109ZM179 108H181V109H179ZM175 109H176V113H175ZM185 110H186V113H184ZM207 111H208V109H207ZM243 111H245V112H243ZM255 111H257V113ZM246 112H247V114H246ZM254 113L257 114V115H255ZM259 114H260V116H258ZM178 115H179V117H178ZM21 116H22V118H21ZM239 118H241V119L238 120ZM258 118H260L262 123L259 122L260 120ZM20 119H22L23 121L19 122ZM243 119L246 120V122L243 121ZM17 120H18L19 123L17 122ZM124 121H125V123H123ZM192 121L194 123H196V121L199 122V124L198 123L197 124L200 125V127H198V130L196 132H197V134L200 137L198 135H195L194 134L195 132L192 133L191 135H190V133H189V135L188 134H181V133H183L182 132L183 127L180 128V126L184 125V127H185L186 125L192 124L193 123ZM241 121H242V123H241ZM126 122L127 123L129 122L133 126L132 129L124 128L122 126V124L124 125V124H126ZM200 122L204 123L205 127ZM235 122H238V123H235ZM251 122H252V124H251ZM181 123H182V125H180ZM184 123H186V124H184ZM244 124H246V125H244ZM207 125H209V127L211 129L208 128ZM259 125H261V126H259ZM6 126H8V128ZM123 128L125 129V133H124V131H123V133L120 132V130H124ZM205 128H206V130L208 129L207 130L208 132L205 131ZM253 128H256V130H254ZM91 129L93 131L94 130H96V131H94V133H89V132H93ZM248 129H250V130H248ZM179 131H180V133H179ZM173 133H174V135H172ZM176 133H177L178 136L175 135ZM217 133L221 134V135H218ZM119 134L121 135V137H119L120 136ZM260 134L262 136H260ZM116 135H117V138H116ZM185 135H188V136H186V138H184ZM155 136L157 137V139L160 138L159 140H162L164 142H165L166 138L168 139L170 137V139L173 140V142H171V143L174 146L176 144L177 145L175 147L172 146V144H170L171 146H165V147H169L168 149L166 148V150H164V147H160V149L163 148V150L161 149L160 151L157 150V152H155L156 149L154 150L153 148L152 149L150 148V147H153V146L156 145L155 141H157V139H155L156 138ZM174 136L179 138V139L174 138ZM190 136L193 137L194 139L191 138ZM230 136H231V134H230ZM153 137H155V138H153ZM162 137L164 138V140H163ZM196 137H197V139L199 138V140H197ZM183 138L186 140L187 144L190 143L188 145L185 144L189 148H193L192 146L194 145L195 149H197L198 146H199L200 149L199 148L198 149H199V152L201 151L200 154H198V151L195 150L194 148H193V150L192 149H188V147L184 145L185 141L181 140ZM234 138H236V139H234ZM15 139H17V140H15ZM152 139H154L155 141L152 140ZM146 140H148V142ZM172 140H169V142L172 141ZM179 140H181L182 143H180ZM191 140H193V141L196 140V141L195 142H193V141L189 142ZM232 140H233V142L235 144L239 143L241 145V147L238 149V151L237 150H233V151L232 150H225V149L228 148L227 147L228 145L229 146L230 145H234V144H232L233 143ZM83 141H82V143H83ZM133 141L136 142V143H134ZM145 141L147 143H145ZM152 141H154V142L152 143ZM166 141H168V140H166ZM176 141L179 142V144ZM202 142H203V144H202ZM204 143H206V144H204ZM256 143H258V144H256ZM148 144L151 145V146H149ZM130 145H131V147H130ZM133 145H134V147H133ZM138 145L139 146L143 145L142 147L144 149H145V147H148V146H149V148L146 149V150L143 149V151H141L142 154L137 156L134 153V151H135V149L137 148ZM190 145H192V146H190ZM243 145H244V147H242ZM257 145H258V147H256ZM178 146H180V147H178ZM185 147H187V148L185 149ZM254 147L256 149H254ZM106 148H108L110 151L108 149H106ZM133 148H134V150H133ZM36 149H38V150H36ZM103 150H108L109 152L108 151L105 152L104 153L105 155H104V154H102ZM183 150H184V153L186 154V156L184 155ZM128 151H129V153H128ZM190 151H191L192 154H190ZM33 152L35 153V155H34ZM132 152H133V155H132ZM254 152L261 153V154H258V155H260V157L259 156L256 157V153L254 154L255 155V157H254V155L252 154ZM187 153H189V154H187ZM41 154L42 153H40V155ZM165 154L166 155H171L174 158L170 159V160H164L165 159V156H164ZM179 154H181L180 155L181 157L179 156ZM241 154H243L244 156L243 155L240 156ZM187 155H189L188 156L189 158L187 157ZM193 155H195V156H193ZM198 155H200V157L195 160L196 156H198ZM175 156L177 158H175ZM191 156H193V158ZM119 157L122 158V159H120ZM183 157L184 158L186 157V158L184 159ZM234 157H235V159H234ZM107 158H109V159H107ZM79 159H80V161H83V157L81 158V156H80V158L78 157V161H79ZM256 159L259 160V161H257ZM116 160L119 161V162H117ZM189 160L191 161V163H190ZM197 160H199V165L198 166L196 165L197 163L194 164L195 162H198ZM108 161H109V163H108ZM75 162H77V159L75 160ZM59 163L60 162L56 161V162L52 163L51 165L49 164V166H47L48 167L47 169L44 168L46 171L44 169L42 170V171H44L43 172L44 174H47L49 172V176H50V173H51V176L49 178H47V176H46L47 180L49 179V180L52 181V179L54 180L57 177L62 176L63 173L59 174V171L61 173L64 170H59L58 169L59 171L58 172L56 171L57 170L56 169L57 166H55V165H59ZM62 163L63 162H61V164ZM119 163H120V165H119ZM187 163H188V165H187ZM60 165L58 166V168L60 167V169H61V167H64L63 166L64 163H63V165H61V166ZM157 165H161L163 167V169H164V170L161 169V170H163V173H162V177L160 179H159L158 176H156L157 174H155L156 170L154 171V169L157 168ZM102 166H104V167L105 166L106 167L112 166L113 168L117 167L116 168L117 171H115L116 173H114V174L117 175L118 177H116L115 175H112L110 177L108 176L107 177L108 179H106L104 181L101 180L100 182H98V183L102 182L100 185L96 184V185H99V186H96V185L93 186L92 185L94 188L92 187L90 189V186H88V188H87V185H91V184H86V183L84 184V182H83L84 180L82 178H84V179L87 178L88 179V177L90 175H92V173L93 174L97 173L95 175H98V176H99V174L100 175L105 174V172L104 173L102 172L103 174H101L100 171H99V169H101ZM65 167H67L66 164H65ZM85 168H87V170ZM138 168H139V170H138L139 172L137 171ZM158 168H157V170H160ZM184 168L187 169L186 171L189 170V173H188L189 176H184V173H186V171L182 173V171H184L183 170ZM84 169H85V171H84ZM54 171H56L57 173H55ZM82 171H83V173H81ZM172 172H174V174H175L174 176L172 175ZM52 173H53V175H52ZM152 173H154L155 175L152 174ZM188 174H186V175H188ZM95 175H93V176H95ZM129 175H132V176L130 177ZM199 175H200V177H198V178H200V179L197 180L196 178ZM81 176H82V178H81ZM111 177L112 178L115 177V180L112 179ZM109 178H111V179H109ZM189 178H190V180L188 181L187 179H189ZM194 179H196V180H194ZM49 180H48V182H49ZM111 181L113 183H119V184L121 183V185L123 184V186L119 187L117 190L114 189V192H113L112 191L113 187H111V185H112ZM173 181L176 183L175 184L176 190H174L175 188L173 187L174 186L173 185V183H174ZM221 181L224 184H222ZM75 182H77L78 184L77 183L75 184ZM87 182H89V179H88ZM110 182H111V185H110ZM218 182H220V183H218ZM82 184H84V185H82ZM45 185H46V183H45ZM216 185H218V186H216ZM221 186H219V188ZM76 187H78V188H76ZM84 187H85V190H87L86 192L83 189ZM95 187H98V188H95ZM213 188H214V190H213ZM74 189L76 190V192H75ZM81 190H82V192H81ZM170 190H171V192H170ZM229 190L228 191L226 190V191L229 192ZM233 191L231 192L232 194L229 196L228 199H232L231 196H234V197L236 196V194L233 195ZM80 193H82V194H80ZM87 193H88V195H87ZM78 194H80V195L78 196ZM260 194H261L262 198L259 196ZM66 195H63V196H66ZM63 196L61 195V197H59V199H58L60 204L63 203V202H60V201H64L65 197L62 198ZM201 196H202V198L205 196V199L203 198L204 201L202 200ZM82 197H83V200H82ZM68 198H65V201ZM159 198H160V195L156 198V200L157 199L159 200ZM209 198H208V201L210 200ZM257 198H259V199H257ZM69 199H71V198H69ZM255 200H256V202H255ZM216 201H213V202L215 203ZM227 201H226V203L228 204L229 202H227ZM127 202L130 204V207H128L129 204H127ZM209 202H207L206 205L209 204ZM211 202H212V200H211ZM213 202H212V204H213ZM223 202H225V201H223ZM54 203H55V201H54ZM56 203H57V200H56ZM56 203L51 205V207L53 206L54 208H58L60 205L57 204L58 207L54 206V205H56ZM64 203L62 204L63 208L60 206V208H62V210L60 212L61 215H62V211L65 210L64 206H63ZM245 203L246 204L248 203V204L246 205ZM204 204H203V206H204ZM243 204L246 205L247 207L244 206ZM249 204L250 205L253 204L252 205L253 207L252 206H248ZM123 206L125 208H121ZM249 207L252 208V209L254 207L255 208L252 210V209H249ZM49 208H50V206H48V210H49ZM60 208H59V211H60ZM84 209L81 208L80 210L81 211L83 210V212H84ZM86 209H85V211H86ZM236 209H235V211H236ZM262 209H261V211L259 210V212L263 213ZM52 210L54 211L53 208H52ZM67 210L69 211V209H67ZM238 210H239V208H238ZM248 210H250L249 211L250 213L248 212ZM68 211L65 210L66 213ZM81 211H79V212L81 213ZM144 211H146V210H144ZM47 212H49V211H46L45 214L48 215ZM71 212L72 211H69L70 214H71ZM159 212H160L159 210H155V212H154L153 208L152 209L149 208V210H147L146 213L145 212L142 213V211L139 212L141 214V217L137 216V218L138 219L140 218L139 220H141V221H140L139 224H138V221H137L136 224L141 225V227L143 226L144 227L143 229L145 231L149 230L148 228H150V232L155 230V229L161 228L162 227L161 223H158L159 221L156 222V220H158L157 217L159 216ZM52 213H53V216H55L54 212H52ZM56 213H57V211H56ZM246 213H247V215H246ZM261 213H259V214H261ZM50 214L51 213L49 212V216H50ZM58 214H59V212H58ZM70 214H69V216H70ZM120 214H121V217H120ZM226 215L230 216L229 214H226ZM57 216H56L55 219H57ZM64 216H62L63 217L62 218L63 221L57 219L56 222H58V221L64 222L65 221V219H64L65 217ZM261 216H259L257 214L258 218L261 217ZM255 217H256V215H255ZM59 218H60V216H59ZM91 218H92V221H91ZM246 218H245V220L249 221V218H247V219ZM251 218H250V221H251ZM258 218H256V220ZM55 219L51 216V217L48 218V221L50 223L51 222L53 223V221ZM66 219H69V218H67V216H66ZM252 219H254V217ZM46 220L47 219H45L44 221H46ZM228 220L231 221L232 219L229 218ZM245 220H244V222H245ZM256 220H253L251 222H254ZM67 221L69 222V220H67ZM179 221L181 222L183 220H178L177 222H179ZM49 222H47V223L49 224ZM68 222L65 221L64 225L66 223L68 224ZM226 222H228V221L226 220ZM52 223H51V226L53 224H56V223H53V224ZM106 223L108 224V226L109 225L111 226V227L109 226L110 229H107L108 227H107ZM228 223H230V222H228ZM228 223H226V224H228ZM94 224H95V226H94ZM104 224H106V225H104ZM158 224L161 227L158 226V228L153 229L154 226L157 227L156 225H158ZM197 224L198 223L196 222L194 224H191L190 226L192 227V225H194V226L196 225V227H197ZM221 224L223 225V222ZM224 224H225V222H224ZM231 224H234V223H231ZM231 224H230V228L228 226L229 224L228 225H224V226L228 227V230H226V231H228L229 233H230V231L233 232L234 226L237 227V225H231ZM247 224L248 223H246V225ZM61 225H62V223H61ZM112 225L115 226L114 224H112ZM44 226L46 227L47 225H43V227ZM81 226L83 228H81ZM186 226H187V228L189 227L188 229L190 230V226L189 225H186ZM198 226H200V225H198ZM231 226H232V228H231ZM49 227H50V225H49ZM77 227H79L80 230L82 229V231L84 230L83 231L84 235L83 234L80 235V233L82 231H79V233H78L79 228H77ZM137 227H140V226H137ZM196 227H195V229L193 227V229H192L193 231L192 230H191L192 232L189 231L190 233H188V234H190L191 236L190 235L189 236H190V238H192V234H194V231H195V233L196 234L198 233V234L195 235L194 238L197 236L198 237V241H199V239H200L199 237L201 236V238H203L204 236L200 235L199 232H197L198 229H196ZM226 227H224V228H226ZM238 227H240V226H238ZM87 228L89 229L88 231H87ZM113 228L114 227H112L111 230H114ZM90 229H91V231H90ZM229 229H231V230H229ZM85 230H86V232H85ZM173 231L176 232L175 230H173ZM223 231H220V233L223 232ZM226 231L224 232V234L226 233ZM87 232H89V233H87ZM101 232H103V231H101ZM101 232H99V233H101ZM159 232H161V231H159ZM228 232H227V234L224 235L225 237L229 236ZM74 233H76L77 235L79 234L82 239H80V237H78L79 235L78 236L76 235L77 236L76 237ZM158 233H157V235H158ZM145 235L147 237H149V235H147V232L145 233ZM151 235L152 234H150V237H151ZM175 235L177 236L178 234L176 233ZM175 235H173V236H175ZM221 235L223 236V234H221ZM155 236H156V234H155ZM230 237H231V235L229 236V238ZM117 238L116 237L115 238L113 237L112 239L110 238V243H111V240L113 241V240H116ZM152 238H154V236ZM152 238H151V240H152ZM194 238L192 240H194ZM204 238H206V237H204ZM208 238L209 237H207L205 240L202 239V242L204 241L203 243L200 240V242L202 243V244H200V242H199V246L200 247L196 243L198 241H196V240L193 241V242H195L193 246L196 247V245H197L198 247L197 248L192 247L191 249H193V251H194V250L199 248L200 251L199 250L198 251L201 252V249L203 250L204 247L210 245V244H208L210 242V240H208ZM206 240H208L209 242L207 243ZM141 243L136 245V246H134V248H131L129 250V252L131 251L130 255L127 254V256L124 257V261H123L124 263L123 264H143L145 261L149 260L148 259V258H150V252L149 251H150L151 247H150V249L147 252L145 250L147 248H149V245H151L152 243H150V242L148 243L147 242L149 245L147 243L144 244V242L142 244ZM85 244H86V246H85ZM191 244H193V243L191 242ZM203 244L204 245L208 244V245H206V246H204L202 248L201 246H203ZM80 245H83V246L80 247ZM140 245H142V246L144 245L145 247L144 246L143 247L146 248V249H144ZM154 245H155V243H154ZM157 245L159 247L161 246L159 244H156L155 247ZM162 245L165 248V246H164L165 244L162 243ZM155 247L153 249H151V251L157 250V249H155ZM117 248H119L118 245H116V246L111 245L110 248L109 247L105 248L106 251L104 252L105 254L104 253L103 254L106 255L108 252L110 253L111 250L115 251ZM166 248H167V246H166ZM168 248H170V247H168ZM172 248H173V250L176 253H173V256L171 254V256H169V258L166 257L165 255H163L164 257L161 255L164 259L162 261L161 260L162 257L159 258L160 263L162 264V262H163L165 264H181V263L184 264V260L181 259L183 257V253L179 252L178 245H176V246L173 245ZM158 250H160V249L158 248ZM77 251L78 252L80 251V254ZM203 251L205 253H207L206 252L207 248L205 250H203ZM74 252H75V254H74ZM82 252L83 253L85 252L84 253L85 255L83 254L84 256L82 255ZM103 254L100 255L99 258H103L102 257V256H104ZM175 254H176V256H175ZM83 259L86 260L85 258H83ZM91 260H93V257L91 258ZM150 260H149V262H151ZM44 261H45V259H44ZM44 261L42 262V264H48V262H46L47 260L45 262ZM137 262H139V263H137ZM149 262L147 261L145 263L148 264Z\"/></svg>", "mask_w": 264, "mask_h": 264}]
</instances>
